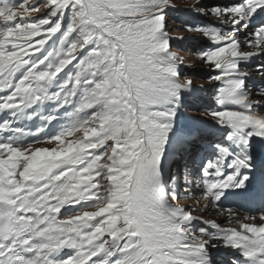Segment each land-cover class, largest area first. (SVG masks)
Returning <instances> with one entry per match:
<instances>
[{"label":"snow or ice","instance_id":"obj_1","mask_svg":"<svg viewBox=\"0 0 264 264\" xmlns=\"http://www.w3.org/2000/svg\"><path fill=\"white\" fill-rule=\"evenodd\" d=\"M168 5L169 0L0 3V115L11 116L0 122V264H210L207 248L213 240L241 250L251 264H264V223H240L237 230L205 221L216 233L200 229L197 235L191 212L173 206L170 200L178 196L164 187L160 161L175 112L161 106L179 99V90L192 84L180 83V58L169 51L162 11ZM42 6L49 9L43 16L26 18ZM259 8L264 0L209 9L230 17L227 34L188 28L219 45L197 55L219 73L210 77L223 85L217 103L236 106L210 115L222 126L252 129L249 137H264V116L246 93L248 74L241 63L264 55V27L245 38L259 51H245L237 36L242 28L236 26L244 22L247 28ZM68 9L72 21L59 44L45 52L61 32ZM38 52L44 55L33 59ZM74 62L75 71L57 83ZM48 103L73 106L72 122L55 136L25 146L24 137L31 133L14 127L17 118L31 119L29 108ZM57 118L52 114L44 120L50 124ZM41 143L59 147H34ZM229 155L222 149L221 158L204 172L205 195L214 202L248 179L237 183L239 170L248 167L246 159H236L230 165L236 173L220 179ZM77 205L78 211L61 215ZM259 218L264 221V215Z\"/></svg>","mask_w":264,"mask_h":264},{"label":"rangeland","instance_id":"obj_2","mask_svg":"<svg viewBox=\"0 0 264 264\" xmlns=\"http://www.w3.org/2000/svg\"><path fill=\"white\" fill-rule=\"evenodd\" d=\"M238 1L240 2V0ZM23 2L24 0H0V3H6L7 6H18ZM28 2L29 6H31V4L35 3L43 4L44 0H28ZM235 5H238L237 0H169L168 7L162 10L165 16V31H167L168 35L171 37L169 51L180 58V64L178 67L180 83L183 84L184 81L186 82L187 80H191L192 84L190 87L185 86L179 90V99L170 98L166 104L161 106V108L165 111L175 112V117L171 121L172 129L164 147V152L160 161V171L166 191L168 193L175 191L178 196L176 201L170 200V203H172L175 207H181L186 211L191 212V215L195 218L192 222V228L193 231L197 232V235H199L200 229H206L209 235L216 233L214 228L210 227V224H204L202 222H215L223 228H235V225L240 219L233 221L230 220V216L220 218L223 217L221 213H219L222 210H218L213 202L212 204L209 203L211 202L209 201V198L206 197V195L200 194L199 191H197L198 189L193 187V178L190 175L191 170L189 171L188 168L190 164L193 163L196 149L192 145L194 150L190 156V151H184L186 149L185 145L190 143H199L198 145H200L201 142H199V138L197 139L196 137L199 134L198 129L203 127L204 123L206 126L210 124L213 125L211 130L212 132L219 130L218 126L220 123L216 121L212 115H210L211 112L221 111L224 108H233V110H235L234 108L236 106L226 104L222 107L217 103L215 97L219 94V90L223 85L221 82L210 81V77L218 75L219 73L217 70L213 69L212 65L206 63L204 59L197 55L198 53L211 51L219 45L212 42L210 38L203 34V32L192 31L188 28H203L205 30L217 28L222 30L225 34L230 33L232 31V22L230 17L222 19L221 17L213 15L208 10L216 7L229 8ZM201 9H204L205 11L202 13L200 11ZM48 10L49 9L47 7L42 6L38 12H33L30 17L26 18L31 20L38 19ZM17 19H19V17ZM62 19L63 27L61 32L57 33L56 37L54 36L52 40H49L48 45H45V52L59 44L60 37L63 32L67 30L73 19V10L68 9L65 11ZM226 21L228 27L226 26ZM2 25L3 21L0 20V26ZM236 27L242 28L243 23L237 25ZM245 29L246 28H242L243 31H240L237 35H242ZM73 38H75V34H73V37H70V40ZM64 47H67V45L65 44ZM90 48L91 45L84 49V51L80 54L81 58H85ZM249 49L252 48L248 47L243 50L250 51ZM36 55L37 56L33 57V59L41 58L44 53L38 52ZM257 60H259V58ZM251 62L255 63L256 61L254 62L252 58L247 61H243L241 63V71L247 72L248 74V70L252 66ZM75 63L76 62L69 65V67L60 74L57 83L62 82L68 73L75 71ZM256 63H258V61ZM254 71L255 72L253 73L251 72L252 75L258 74L261 70ZM248 78L251 80H260L258 76L250 77V74ZM250 79H247L249 83ZM249 83L246 81L245 90L249 89V86L246 87ZM52 90L55 91V87H53ZM246 93L250 100L256 101V98L258 97L255 94L256 92L247 91ZM2 95H4V93H2ZM258 99L259 98H257V100ZM256 109L261 111L264 110V107L259 108L256 106ZM72 110L73 106L58 108L57 105L48 103L43 106L29 108L27 115H30L31 119L37 118L44 126V117L55 114L58 118L62 119L63 123H65V127L67 128L72 122L71 118L68 116V113L72 112ZM31 119H28L27 116L17 118L18 121H29ZM21 123L24 124V122ZM79 135L80 134H77V136ZM73 139H75V137H73ZM34 147L53 149L58 148L59 146L56 143H42ZM97 151H103V149H98ZM186 154L192 158L191 161H188L185 158ZM101 163H103V161H101ZM102 182L107 183L106 181ZM205 202H208L207 204L209 205L206 208L204 207ZM80 207V205L70 208L66 207L62 209V213H68L70 209H74L73 212H75L78 211ZM62 213L61 215L63 216ZM105 239H108V237H105ZM224 245V240H220L219 243H214L212 241L208 245L207 256L210 259V264H216L219 261V259H214L213 257H218L217 255H221L222 253L224 254Z\"/></svg>","mask_w":264,"mask_h":264},{"label":"bare ground","instance_id":"obj_3","mask_svg":"<svg viewBox=\"0 0 264 264\" xmlns=\"http://www.w3.org/2000/svg\"><path fill=\"white\" fill-rule=\"evenodd\" d=\"M221 18L222 19H226V18H229V17L228 16H223ZM225 23H226V26L228 27L227 21ZM254 31H256V30H254ZM252 32H253V30L250 27H248V28H246L244 30L242 35L245 38H247L249 36V34L252 33ZM241 47H242V50L245 49V48H248V45L245 43V40H241ZM249 50L250 51H259L257 49H249ZM263 57H264V55H257V56H253L252 59H253L254 62L255 61L257 62L258 58L260 59V58H263ZM251 71H254V69H252ZM248 77H249V72H248ZM256 102H257V100H256ZM257 103L261 104V103H264V102H261V100H260ZM258 113L260 115L264 116V111H259L258 110ZM212 126L213 125H207V126L203 125V127H200V129H198V130H199V132L207 131L210 127L212 128ZM225 127H228V126H225ZM249 131H252V130L251 129H245V130L237 131V130H234L231 127H229V130L227 132L224 130V133L225 134H228V133L230 134L231 133L234 136V139L236 141V145H239V148H241L242 142L245 139H247L246 135L249 136L248 135ZM242 132H244V134H241ZM191 147H193V146L191 144H189L188 148L186 150L190 151L189 149H191ZM247 154H248V151L245 149V153H243V156L245 157L246 160L249 158ZM207 203L206 202L204 203V207L205 208L209 206ZM204 207H203V209H204ZM217 212H218V210H217ZM219 213H221V215L223 216V217H220V218H226V216H230L231 217L230 220H233V221H236V220L240 219L239 222L235 225V229H237V230H240V223H255V224L264 223V221H261L260 218H257L255 220H252L250 218L246 219V217H242V216L238 215L236 212H233V211H221ZM214 231L216 232V229H214ZM213 242L214 243H219L220 240H213ZM238 250L239 249H234V248H232V249L230 248L229 250H228V248H224V253H227V251L238 253L237 252Z\"/></svg>","mask_w":264,"mask_h":264}]
</instances>
